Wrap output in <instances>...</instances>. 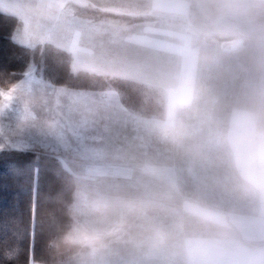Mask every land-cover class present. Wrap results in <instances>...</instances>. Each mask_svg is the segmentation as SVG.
I'll return each instance as SVG.
<instances>
[{
  "label": "rangeland",
  "instance_id": "obj_1",
  "mask_svg": "<svg viewBox=\"0 0 264 264\" xmlns=\"http://www.w3.org/2000/svg\"><path fill=\"white\" fill-rule=\"evenodd\" d=\"M76 5L74 12H93ZM217 6L219 22L211 25L208 0H154L153 3L143 0L137 6L122 8L126 12L109 9L98 12L129 20L131 16H141L136 17L142 18L140 24L130 25H135L138 33L149 39L169 36L170 49L160 50L163 54L167 51L168 55L154 56L148 46L139 51L129 46L130 56L105 63L104 77L141 86V94L138 90L131 92L130 100L136 104L135 108L126 104L123 95L113 86L86 93V99L95 102L96 110L104 115L94 123L99 131L84 134L80 126V133H74L69 129L72 126L66 127L62 143L67 150L50 147L28 151L53 159L72 176L69 179H73L74 191L69 226L78 222L94 236L91 244L70 246L69 254L61 262L52 264H90L83 260L97 256V250L110 245H114L116 254L121 256L129 257L131 252H136V239L145 234V229L141 226L137 229L135 225L139 224L130 219L137 218L135 212L133 217L129 213L134 208L132 205L139 202L133 199L136 194L146 196L147 207H152L146 214L156 230L151 231V237L156 236L152 240L163 235L162 263L154 264H197L195 223L212 226L211 242L224 240V225H230L239 247L242 205L248 208V264H264V258L259 257L257 262L251 257L256 251L264 256V200L257 198L258 194H264V179H251L254 167L264 159V120L239 119L240 105L237 104L243 101L249 113L257 99L264 100V36L252 40L241 31L239 24L224 25L220 22L223 21L224 0H217ZM245 11L244 27L264 25V0L257 15L248 14L249 9ZM134 12L136 15H131ZM71 34L67 30L63 33L64 36ZM230 35L243 37L246 48L234 54L233 88L227 89L224 87L225 55L220 53V48L221 40ZM196 41L200 44L201 57L198 70L194 71L193 44ZM80 47L82 49V45ZM30 61L41 76L40 58ZM152 65H161V69L148 71ZM77 68L83 67L78 65ZM123 84L130 88L127 82ZM54 86L74 93L70 92V87ZM227 90L230 94L232 90L231 121L225 119ZM42 94L47 101L45 109L55 107V97ZM41 115L39 130L47 129L56 121L44 109ZM0 125L6 135L14 132L24 137L37 135L34 129L21 133L14 113L0 118ZM113 192L131 199L113 201L99 196L86 201L90 193ZM226 204L231 205V210ZM89 222L97 224L98 228L93 229ZM257 235L259 243H256ZM239 260L240 257L234 255L232 264H240Z\"/></svg>",
  "mask_w": 264,
  "mask_h": 264
},
{
  "label": "crops",
  "instance_id": "obj_2",
  "mask_svg": "<svg viewBox=\"0 0 264 264\" xmlns=\"http://www.w3.org/2000/svg\"><path fill=\"white\" fill-rule=\"evenodd\" d=\"M143 0H74V3L70 7L74 9V5L82 7L84 9L89 8L93 12L91 14H80L78 12H74L76 18V27L79 29V42L80 46L82 45L83 55V63L79 66L83 68H77L76 71H85L88 73L103 75L105 73V63H111L112 60H119L120 56H124L125 58L130 56L131 51L130 47H135L137 51L139 49H143L145 46H148L151 49V52H154V56H163L168 55L167 51L170 49L169 46V36L155 37L153 36L149 39L144 34L138 33V28L135 25H130L132 23L140 24L142 18H136L141 16H131L134 22H130L128 18L120 15H110V14H98L99 11H104L105 9H109L111 11H124L126 12L127 8H130L132 5L137 6V3ZM148 2H152L154 0H147ZM197 1V0H195ZM247 3V5H246ZM209 10H208V20L209 24H213L214 22H219L216 18L218 17L217 13V0H208ZM263 0H224V7L222 10V18L224 25H233V23L239 24L241 31L251 37V39H259L261 36H264V25L263 23H258L255 27H244V18L245 9L248 11V14L254 13L257 15L258 9L262 8ZM126 8V9H122ZM5 13L3 11H0ZM131 13V15H136ZM7 15H11L5 13ZM13 16V15H11ZM15 17V16H14ZM17 18V17H16ZM18 20V25L16 30L20 27V21ZM227 31V30H225ZM144 32V31H142ZM221 40V48L220 53L225 55V78L224 79V87L227 89L233 88V57L234 54H240L242 49H245L244 38L240 36H226ZM198 40V39H197ZM53 47V46H52ZM55 48V47H53ZM57 49V48H56ZM166 49L167 51L163 54L160 50ZM59 50V49H58ZM65 52V51H64ZM67 53V52H66ZM70 55V54H69ZM243 55V54H241ZM115 56V57H112ZM71 57V56H70ZM201 57V49L198 41L193 44V60H194V71L198 70V65ZM124 58V59H125ZM232 60V62H231ZM73 59L71 57V65L70 68L73 71ZM85 65L88 67L85 68ZM161 65L159 66H150L148 67V71H159ZM139 69V68H138ZM109 70V69H108ZM142 70H144L142 68ZM73 71V72H76ZM101 72V73H98ZM23 79V77H22ZM54 86V85H52ZM222 86V85H221ZM55 87V86H54ZM65 87V86H64ZM59 88V87H58ZM68 88V87H67ZM42 92H45L43 89L39 88ZM70 90V89H67ZM74 92L72 94L81 95L84 98V104L76 110L74 113L73 119L70 121L71 129L74 133H80L81 128L84 129V134L94 133L99 131L97 127L94 126V123L98 121V119H103L104 115L99 113L96 110L95 102H91L86 99L84 94L93 92L96 90H88V89H75L72 88L70 92ZM229 92V90H227ZM232 90L231 94H226V99L224 102L225 106V119L232 120L233 116V108H232ZM71 104V100L69 96H65L64 99H60V107L56 110L55 107H48L46 112L48 111L50 114V118L55 119L56 121H62L64 119L63 115L68 111L69 105ZM240 105L239 109V119H263L264 120V100L257 99L255 102V108L248 113V107L246 104L241 101L237 102ZM243 105H245L243 107ZM46 108V107H45ZM243 113L246 116L243 117ZM55 114V115H53ZM77 126L76 131H74V127ZM71 133V132H70ZM242 165V164H241ZM241 168V167H240ZM242 169V168H241ZM242 176V173L240 174ZM251 179H264V159L259 160L257 165L254 167V172L251 176ZM104 197L107 200L119 201L123 199H131L125 197L120 193H106V194H89L86 201H89L91 198L96 197ZM112 196V197H111ZM257 198L260 201L264 200V194H258ZM138 200L139 202L134 203L132 205L134 208L129 213L137 214V218H130L137 229L144 228L145 234H141L136 239L135 251L129 254H124L123 256L116 254V247L114 245H110L102 250H97V256H87L86 261L90 264H154V263H162L161 257L163 254L161 241L163 239V235H158V239L151 237V231L155 230L152 225H150V221L148 219L147 210H151V206L147 207L146 196L142 194L133 198ZM86 204V203H85ZM87 205V204H86ZM88 205L87 207H89ZM131 206V207H132ZM231 205L226 204V208L229 207L231 210ZM130 207V208H131ZM241 211V224L239 227V247L236 246L238 243L234 241V236L232 235V227L230 225H224L225 227V235L224 240H216L215 242H211V232L212 226L210 224H194V250L196 254V263L206 264L207 261L209 264H214L217 262H221L223 264H232L233 256L240 257V264H248L250 258V252L248 248L249 243V226L248 224V208L242 205L240 208ZM89 225L94 228H98L97 224L89 222ZM156 231V230H155ZM208 232V234H207ZM204 234L202 238L201 234ZM192 236V237H193ZM260 242V236L257 235L256 243ZM152 251H154V255L152 256ZM93 257V258H90ZM252 258H256L257 262H259V257L264 258V256L260 255L258 251L253 252L251 255Z\"/></svg>",
  "mask_w": 264,
  "mask_h": 264
},
{
  "label": "trees",
  "instance_id": "obj_3",
  "mask_svg": "<svg viewBox=\"0 0 264 264\" xmlns=\"http://www.w3.org/2000/svg\"><path fill=\"white\" fill-rule=\"evenodd\" d=\"M17 24L16 17L0 12V74L5 78L21 80L30 60L39 57L40 74L48 82L88 90L113 86L123 101L135 108L131 92L141 94V86L85 71L73 72L70 55L52 46L44 51L19 46L11 40ZM43 158L28 151L0 153V264H28L33 250L37 261L58 263L72 250L65 246L51 252L46 247L54 231L69 227L74 185L60 164Z\"/></svg>",
  "mask_w": 264,
  "mask_h": 264
},
{
  "label": "snow or ice",
  "instance_id": "obj_4",
  "mask_svg": "<svg viewBox=\"0 0 264 264\" xmlns=\"http://www.w3.org/2000/svg\"><path fill=\"white\" fill-rule=\"evenodd\" d=\"M73 2L74 0H0V11L11 14L20 21V27L11 36L15 44L30 50L44 51L48 46H53L65 51L72 57L73 71H76L78 65L83 63V50L80 47L76 18L70 7ZM66 30L72 34L64 36L63 33ZM37 72V66L30 63L23 73V79L20 80L24 87L28 91L41 88L55 97L56 110L60 107V98L69 96L71 104L68 111L64 113L62 121H54L47 129L39 130L34 123V116L13 106L11 93H0V118H4L7 113H14L17 125L22 123L27 125L24 128H18L21 133L25 129H34L37 133L35 136L27 137L17 136L15 132L13 135H6L3 126L0 125V151L27 152L50 147H54V150L60 148L67 150L62 143L64 129L71 126L69 121L73 119L76 110L84 104V98L81 95L71 94L62 87L52 86L42 76H38ZM35 261L33 250L29 264H34Z\"/></svg>",
  "mask_w": 264,
  "mask_h": 264
},
{
  "label": "clouds",
  "instance_id": "obj_5",
  "mask_svg": "<svg viewBox=\"0 0 264 264\" xmlns=\"http://www.w3.org/2000/svg\"><path fill=\"white\" fill-rule=\"evenodd\" d=\"M0 93L12 94V103L14 107H19L35 117V125L38 126L42 122L41 110L45 109L47 103L42 92L37 89L28 91L20 80L11 81L0 74ZM26 124H19L17 128H24ZM94 236L88 228L78 222L72 223L64 230L57 229L47 240L46 247L51 252L58 251L60 248L72 245H88L91 244ZM34 264H43L42 261H35Z\"/></svg>",
  "mask_w": 264,
  "mask_h": 264
}]
</instances>
